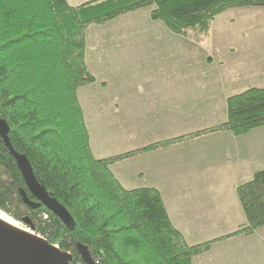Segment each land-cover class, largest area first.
<instances>
[{
	"label": "trees",
	"instance_id": "trees-1",
	"mask_svg": "<svg viewBox=\"0 0 264 264\" xmlns=\"http://www.w3.org/2000/svg\"><path fill=\"white\" fill-rule=\"evenodd\" d=\"M264 7V0H0V118L10 125L15 150L26 154L38 180L71 213L66 225L42 205L27 206L23 174L0 135V210L81 259L89 247L98 264H193L217 240L251 235L264 226V170L237 188L246 224L220 238L189 244L177 229L161 192L152 186L125 188L111 169L116 161L204 133L236 136L264 127V87L227 99V120L106 158L91 148L78 90L95 82L86 63L87 28L153 7L151 16L176 34L209 30L229 8ZM46 216V217H45ZM26 224V223H25ZM27 225V224H26ZM82 262H84L82 260Z\"/></svg>",
	"mask_w": 264,
	"mask_h": 264
},
{
	"label": "crops",
	"instance_id": "crops-1",
	"mask_svg": "<svg viewBox=\"0 0 264 264\" xmlns=\"http://www.w3.org/2000/svg\"><path fill=\"white\" fill-rule=\"evenodd\" d=\"M85 1L88 0H69L72 5ZM127 16L123 15L121 19ZM109 25L92 24L87 28L86 63L96 80L85 85V97L79 94L85 86L79 88L78 96L86 111L88 129V118L93 122L90 110L100 109L101 116L97 115L94 121L97 125L115 124L125 127L132 120L135 126L132 142L138 146H128V150L117 153L102 154L96 143L93 145L89 130L91 148L97 158L142 149L175 137L155 135L148 140L144 137L148 130L138 128L139 125L155 127L153 125L163 124L160 120H176L184 125L191 119L198 125L208 126L205 128L222 124L228 116V97L250 88L247 85L249 82L242 85L241 75L247 71L240 68L239 64L221 61L215 67L204 60L205 65L192 70L189 61L194 56L189 53L184 56L174 55L175 39L158 23L141 24L142 30L137 33L132 31L134 36L128 37L119 34V31L108 37L109 32L113 31ZM195 58L199 59V56ZM176 59L177 69L174 72ZM207 67L215 69L206 71ZM99 79L105 80L106 86H94ZM175 82L178 86H175ZM190 93L200 95L201 101L192 100ZM146 111L159 119L145 118L148 115ZM186 133L180 132L178 135ZM263 138L264 127L241 136L217 131L140 151L117 162H132L135 168L131 170L143 177L148 174L149 182L141 186H128L131 182L123 180L125 184L122 185L128 189L145 186L157 188L174 226L189 244L217 239L247 222L237 188L253 178L256 172L264 170V144L259 142ZM253 143L258 145L253 146ZM117 162L111 164L112 171ZM121 175L125 176L124 171H121ZM119 180L122 183V179ZM258 235L264 240V226L251 235L239 234L217 240L207 252L196 256L193 264H239L240 260L245 264L246 247L255 245ZM263 252L259 247L257 256ZM250 253L253 256L252 248ZM249 264H254V261H249Z\"/></svg>",
	"mask_w": 264,
	"mask_h": 264
},
{
	"label": "rangeland",
	"instance_id": "rangeland-1",
	"mask_svg": "<svg viewBox=\"0 0 264 264\" xmlns=\"http://www.w3.org/2000/svg\"><path fill=\"white\" fill-rule=\"evenodd\" d=\"M152 9L153 7L140 8L122 14L117 18L107 22L110 23L109 27H111L113 30L109 32L110 36L108 37H112V35L116 34L118 31L120 32L119 34H123L126 37L132 36L134 33H131L132 31L137 33L142 30L141 24L155 22L160 25L159 27H164V29H166V31L171 33L174 37V55L183 54L184 56L189 53L190 56H194L190 57L189 61V65L192 70L196 69L198 66L201 67L202 65H205L204 60H206L207 64L211 63L215 67L218 64H221V61L224 63L232 62L233 65L239 64L240 68H244V70L246 69L245 71H247V73L241 75V79L243 80L242 85H245L249 82L251 85L247 84L248 87H264V7L251 6L242 8H229L220 13L214 19L208 31L199 32L196 29H190L184 35L176 34L162 21L154 20L151 16ZM127 14L128 16L126 18L121 19V16ZM168 54H170L169 50ZM196 55L199 56V59L195 58ZM177 61L178 60L176 59L173 68L174 72L177 69ZM215 67H207L205 70L208 71V69H210L213 71ZM96 83H98L94 85L96 87H101L102 85L106 86L105 80L99 79V82L97 80ZM174 84L175 86H178L176 82ZM86 93L87 86L83 87L79 92V94H82V97H85ZM190 97L194 101H201V96L198 94L190 93ZM85 113L86 111H84V114ZM101 113L102 111H100V109L92 108L90 110V115H92L91 117L93 119V124L91 123L90 118H88V126L92 136V143L93 145L96 143L98 151L103 152L102 154H111L128 150V146H138L132 142L135 128V126L132 124V118L129 119L131 121L128 122L125 127H119L115 124L97 125L94 123V121L95 118H97V115L101 116ZM146 113H148V111H146ZM189 114L191 113L189 112ZM145 118H155V120L159 119V117H156L155 114L150 116L149 113L147 116H145ZM162 121L160 120V122L163 124H159V126H157V124L153 125L155 127H141L139 125L138 128L143 130L147 129L148 131L144 134V137L150 140V138L152 139L155 135L177 137L184 135H178L180 132H187L186 134H189L191 132L208 127L206 125H198V123L193 119H191L188 124L184 125L177 123L176 120L172 122H168L166 120L163 122ZM123 129H125L124 132ZM153 129L156 130V132H154ZM259 142L264 144V138ZM257 145L258 144L253 143V146ZM96 150L97 149L95 148V151ZM118 163L119 162L113 166V171L119 179H122V184H125L124 181H126V183L131 182L128 186H141L149 182L148 174L143 177V175H136L132 171L135 168L132 162L131 164H125V162L120 164ZM128 169L132 170L128 171ZM121 171H124V177H122ZM15 220L21 227L32 230L23 221H19L17 219ZM256 237L257 240L255 241V245L246 247V249H248L247 254L244 256L245 264L247 261L248 264L249 261H254V264H264V252L261 253L260 256H257V250L259 247L264 251V240H262L261 236L259 235ZM251 248L253 256H251L250 253ZM239 264H242V260L239 261Z\"/></svg>",
	"mask_w": 264,
	"mask_h": 264
},
{
	"label": "water",
	"instance_id": "water-1",
	"mask_svg": "<svg viewBox=\"0 0 264 264\" xmlns=\"http://www.w3.org/2000/svg\"><path fill=\"white\" fill-rule=\"evenodd\" d=\"M9 132V123L0 118V135L16 158L27 189L36 198H30L28 192L22 189L21 194L25 204L32 209L44 205L66 225H73L74 219L71 213L38 180L28 156L15 150ZM23 222L27 225L31 224L29 217H25ZM77 250L85 264H97L88 246L78 243ZM72 261L71 252L62 250L33 229L28 232L0 218V264H72Z\"/></svg>",
	"mask_w": 264,
	"mask_h": 264
},
{
	"label": "bare ground",
	"instance_id": "bare-ground-1",
	"mask_svg": "<svg viewBox=\"0 0 264 264\" xmlns=\"http://www.w3.org/2000/svg\"><path fill=\"white\" fill-rule=\"evenodd\" d=\"M0 218L1 219H3V220H5V221H7V222H9L10 224H12V225H14V226H17V227H19V228H23V227H21L19 224H18V222L14 219V218H12L11 216H9L7 213H5L4 211H2V210H0ZM26 231H28V232H31V230L30 229H26V228H24Z\"/></svg>",
	"mask_w": 264,
	"mask_h": 264
},
{
	"label": "flooded vegetation",
	"instance_id": "flooded-vegetation-1",
	"mask_svg": "<svg viewBox=\"0 0 264 264\" xmlns=\"http://www.w3.org/2000/svg\"><path fill=\"white\" fill-rule=\"evenodd\" d=\"M73 254V253H72ZM72 264H85L84 262H82L81 259H78L75 257V255L73 254V261Z\"/></svg>",
	"mask_w": 264,
	"mask_h": 264
},
{
	"label": "built area",
	"instance_id": "built-area-1",
	"mask_svg": "<svg viewBox=\"0 0 264 264\" xmlns=\"http://www.w3.org/2000/svg\"><path fill=\"white\" fill-rule=\"evenodd\" d=\"M46 217V216H45ZM96 263L98 264V261H96Z\"/></svg>",
	"mask_w": 264,
	"mask_h": 264
}]
</instances>
